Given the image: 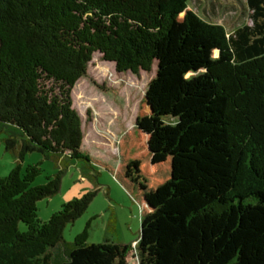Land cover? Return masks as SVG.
Instances as JSON below:
<instances>
[{"label": "trees", "instance_id": "trees-1", "mask_svg": "<svg viewBox=\"0 0 264 264\" xmlns=\"http://www.w3.org/2000/svg\"><path fill=\"white\" fill-rule=\"evenodd\" d=\"M245 2L251 23L228 32L189 0H0V134L15 156L0 177V264H51L58 244L57 264H128L131 252L137 264H264V0ZM94 54L118 73L156 64L114 166L82 152L72 107ZM35 150L62 159L32 185L39 163L22 162ZM79 159L132 197L134 246L89 242L93 217L64 241L99 187L38 217Z\"/></svg>", "mask_w": 264, "mask_h": 264}, {"label": "rangeland", "instance_id": "rangeland-1", "mask_svg": "<svg viewBox=\"0 0 264 264\" xmlns=\"http://www.w3.org/2000/svg\"><path fill=\"white\" fill-rule=\"evenodd\" d=\"M189 5L207 21L223 24L228 32L242 23H251V11L245 0H189ZM155 68L154 63L149 71L118 73L114 63L94 54L86 74L76 81L71 90L72 107L81 118V149L84 154L108 166L119 162L117 140L131 131L138 106ZM4 137L1 133L0 177L7 175L15 164V156L5 148ZM61 159L55 162L53 157L45 158L38 150L27 152L22 162V172L28 164L39 163L41 172L32 185L41 184L45 182L46 176L61 167ZM63 166L59 192L36 203L38 217L47 220L67 200L99 187L86 211L64 228V241H72L82 231L86 221L93 217L88 230L89 242L108 238L134 246L140 228L138 208L110 172L94 165L98 171L96 182L90 179L94 171L88 169L82 159L68 160ZM63 258V245L58 244L53 249L51 264H57ZM128 264H137L133 252L129 253Z\"/></svg>", "mask_w": 264, "mask_h": 264}, {"label": "crops", "instance_id": "crops-1", "mask_svg": "<svg viewBox=\"0 0 264 264\" xmlns=\"http://www.w3.org/2000/svg\"><path fill=\"white\" fill-rule=\"evenodd\" d=\"M121 243H125V242H121Z\"/></svg>", "mask_w": 264, "mask_h": 264}]
</instances>
